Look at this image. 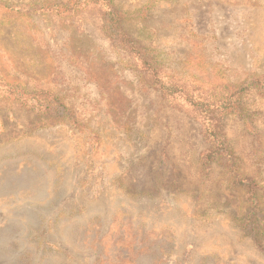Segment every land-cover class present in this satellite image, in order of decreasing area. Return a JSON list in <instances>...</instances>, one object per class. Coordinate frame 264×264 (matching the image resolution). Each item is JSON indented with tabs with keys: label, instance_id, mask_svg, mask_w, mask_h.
I'll return each instance as SVG.
<instances>
[{
	"label": "rangeland",
	"instance_id": "rangeland-1",
	"mask_svg": "<svg viewBox=\"0 0 264 264\" xmlns=\"http://www.w3.org/2000/svg\"><path fill=\"white\" fill-rule=\"evenodd\" d=\"M69 2L0 0V264H264V0H112L184 94L243 89L208 163L205 120Z\"/></svg>",
	"mask_w": 264,
	"mask_h": 264
},
{
	"label": "trees",
	"instance_id": "trees-1",
	"mask_svg": "<svg viewBox=\"0 0 264 264\" xmlns=\"http://www.w3.org/2000/svg\"><path fill=\"white\" fill-rule=\"evenodd\" d=\"M87 5H100L102 7L103 31L108 38L118 42L122 48L136 58L141 67L140 77L146 84L157 89L163 98L175 100L183 99L184 105L190 114L202 122L203 137L209 144L204 155L205 162L224 158L228 155L225 143L220 133V118L237 109L240 93L243 89L222 88L218 94L212 95L208 100L202 95L184 94L183 88L170 78L165 80L160 76V69L151 57L125 33L122 23L123 15L113 5L112 0H70L66 5H53L59 13L69 14L77 8ZM182 97V98H181Z\"/></svg>",
	"mask_w": 264,
	"mask_h": 264
}]
</instances>
